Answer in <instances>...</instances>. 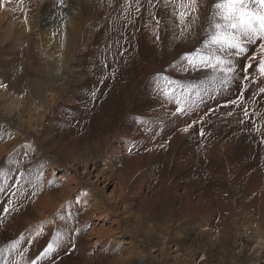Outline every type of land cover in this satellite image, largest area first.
Masks as SVG:
<instances>
[{
	"label": "bare ground",
	"instance_id": "obj_1",
	"mask_svg": "<svg viewBox=\"0 0 264 264\" xmlns=\"http://www.w3.org/2000/svg\"><path fill=\"white\" fill-rule=\"evenodd\" d=\"M12 1L6 20L15 27L8 43L11 49L18 44L12 63L20 62L25 75L14 82L2 78L0 99L25 82L29 101L46 113L41 122L30 120L34 115L20 112V101L9 103L30 132L35 126L36 136L17 146L11 142L20 123L0 130V264H164L170 254L163 249L170 244L174 264H190L198 251L204 264H264V105L225 106L219 80L208 82L204 71L187 68L182 57L197 44L199 29L195 38L174 39L170 9L157 5V27L142 4L139 13H117L115 30H131L133 40L115 37L111 46L95 24L109 1L123 0H98V7L90 0H76L78 6L51 0L42 28L34 22L40 7L33 0ZM205 15L202 6L201 20ZM5 23L0 22V40L8 32ZM261 55L259 45L250 46L236 67L264 86L255 67L245 71ZM58 62L59 68H51ZM202 80V99L190 94L192 110L177 113L179 86ZM168 81L176 89L173 99L160 91ZM178 126L195 128V135L174 131ZM81 167L83 176L76 169ZM68 168L74 176H55ZM92 175L102 185L114 183L117 198L88 205L89 196H102ZM75 194L82 205L70 199ZM238 197L244 199L241 206ZM109 214L116 229L88 230L93 219ZM49 216V227L34 232ZM93 229L100 248L88 241ZM189 230L197 231L198 243L183 246ZM49 243L55 251L42 256ZM158 250L160 258L153 254Z\"/></svg>",
	"mask_w": 264,
	"mask_h": 264
},
{
	"label": "snow or ice",
	"instance_id": "obj_2",
	"mask_svg": "<svg viewBox=\"0 0 264 264\" xmlns=\"http://www.w3.org/2000/svg\"><path fill=\"white\" fill-rule=\"evenodd\" d=\"M135 4V10L140 12L142 4H146V11L156 21L157 27L160 18L156 16V7L160 5L165 11L170 9L173 23L170 25L174 33V39L187 41L195 38L199 29L197 44L182 59L187 68L193 71H204L208 82L217 79L221 86H227L236 79L237 58L248 52L250 46L259 45L262 53L259 57H252L246 65L245 71L253 67L260 77V83H264V0H123L121 5L124 12L131 11V5ZM204 7L207 15L201 20L200 9ZM157 39L159 36L157 35ZM252 60H256L255 64ZM245 81L249 77H243ZM204 80L198 83L180 85V96L183 100H177L182 105L176 108L179 114H185L193 108L195 101L187 102L190 94L202 99V85ZM245 90L247 84L243 85ZM160 91L173 99L176 97V89L167 82V87ZM259 93H264V87H258ZM239 105L240 101H231ZM231 115V113H229ZM244 115H249L245 109ZM195 123V122H194ZM191 126V125H190ZM187 131V129H185ZM201 129V135H203ZM7 211V209H4ZM55 251L52 243L44 249L42 256ZM36 264V261H32Z\"/></svg>",
	"mask_w": 264,
	"mask_h": 264
},
{
	"label": "rangeland",
	"instance_id": "obj_3",
	"mask_svg": "<svg viewBox=\"0 0 264 264\" xmlns=\"http://www.w3.org/2000/svg\"><path fill=\"white\" fill-rule=\"evenodd\" d=\"M69 1L70 2L72 1V3H74L75 5L78 6L76 0H69ZM90 1L94 5H96L98 7V5H99L98 0H90ZM12 3H13L12 0H0V22L1 23H5L6 22L5 24H3L2 28H3V30L8 31V32H6V33H4L2 35L6 39L3 38V39L0 40L1 42H3V40H7V42L5 41L3 43V45L0 42V80L3 81V79H6L9 76L8 79L11 82H14L17 79V77H16L17 75H21V74L25 75V72H24V69H23L22 64L20 62L19 63L18 62L17 63H12L13 54H14L12 52L17 51V50H14V49H15L16 46L18 47V44H14V46H12V49H11L10 46H9V43H8L9 42L8 33H11L12 30H10V29L12 27H15L11 23H9V21L6 20V13H7L8 9H9L8 5H10ZM33 4L35 6H38V8L40 7L39 15L36 17L34 22L36 23L38 28H42V27H44L45 23L48 21L46 13L48 12V10L51 7V0H33ZM122 4H123L122 1H109L104 6L103 11L100 14V16H102V17H100L96 21V24H95V32H98L97 35L102 39L104 37V35L106 34L108 36V41H109L111 46H114V45L117 44V42L114 40L115 37L116 38H120V39H124L128 43L133 40V34H132L131 30L128 31V32H125L124 34H122V33H119L117 30H115V28H114L115 22H116V15L120 11V9H122V7H121ZM58 5H59V8L61 7V9L62 8L64 9V7H66V5H63L61 2H59ZM131 10L133 12H136L134 3L131 5ZM87 23L89 24V21H87ZM7 25H9L10 28H6ZM129 26H130V24H129ZM134 38H136V33L134 34ZM129 47L131 49H133V46H129ZM19 48H21L22 49L21 51L24 52L22 44L19 45ZM4 49H9L11 52L10 51L6 52ZM6 58H8V60H6ZM10 62L12 63V65L10 64ZM53 66H55V68H59V62H58V64H54V63L51 64V68ZM14 71H16V72H14ZM5 73L7 75H5ZM243 77H247V76L244 73H242V72H237L236 73V79L234 81H232L231 83L227 84V86H221L220 82L219 81L217 82L219 92L224 96L223 104L225 106H231V105H234V104L231 103V101L239 99V101L242 102L243 104H245L247 107H259L261 105H264V93H259L258 92V87H264V86L252 83V81L250 79H247V81H245L243 79ZM5 82H7V81H5ZM5 82H3V83H5ZM56 82H52V83H56L54 85V88H56L57 84L59 83V81H56ZM245 83L247 84V89L246 90L243 87V85H245ZM24 85H26L25 82L22 83V85H21L22 87L19 88V86H18L17 88H19V89H16L15 91L14 90L7 91V92L5 91L4 98L0 99L1 100L0 101V130H4L3 133L6 130L10 131L11 129H13V127H15L17 125V122H18V124L20 123V126H21L20 129L23 130L22 131V130L18 129V134L19 135L17 134V137H14L12 142H11L12 145L15 144L17 146L20 145V143H22L23 140H25L26 136H28V138H29L28 142L30 141V139H33L36 136V132H35L36 130H35V126H33L32 131L30 132L28 125H26V123H24V120H21V119H23V116L21 118H20V116H18L19 112L17 111V109H15L14 111H13L14 108L9 109V103H10V105L14 106V104H17L20 101L21 102L20 106H22L20 108V112L25 110V109L28 110V111L31 110V114L34 115V118H32L30 120H37V121L41 122V120L39 118L40 117L43 118V112L46 113V108L44 106L38 107V104H35V103L32 104L31 101H29V99H28L29 89H27L28 86L24 87ZM20 89H21V91H20ZM2 93H3V91L0 90V95H2ZM32 98H35L36 99L35 100L36 103H39V99H37L36 97H33V96H32ZM34 107H36V108H34ZM9 110H12V112H9ZM27 116H28L27 112L24 113V117H27ZM47 126H49L52 129L53 133H54V128L52 126H50V125H47ZM37 128H39V127H37ZM179 129L180 130L187 129L191 134L195 135L194 134V129L195 128L193 129L192 127L178 126V127L175 128L174 131L177 132ZM37 132L39 134V132H40L39 129H37ZM43 133H45V130L43 131ZM56 133H57V131H56ZM58 137L60 138V136H58ZM7 150L8 149H6V151ZM24 154H26V153H24ZM22 164L23 163L20 162L17 165L19 167H21ZM76 169H77V173H79V175L80 174L82 176L84 175V174H82L83 173V167L76 168ZM47 171H48V173L52 172V170L50 168H47ZM73 172L74 171L72 169L69 170V168L66 171L63 170V169H60V170H58V173L57 172L55 173V176H58L59 174H62V175L66 174L64 176L66 178L67 174L70 175V176L71 175L74 176L75 172L74 173ZM93 175L91 177H89V179H90V181H92V182L94 181V183H97V185H99V188L101 189V191H100V189H99V191L101 192L102 196H99V197L98 196L97 197L89 196L88 205L94 204L95 202H99L100 200L109 201V197H112V195L113 196L115 195L113 193V189H114V185L115 184L114 183H109V185H107V183H104V185H102L103 183L96 182V179H95V177ZM208 176H210V174ZM208 178H205L206 180L204 179V181L207 182ZM71 185H73V183H71ZM116 198H117V194L115 195V197H113V200H115ZM70 199L71 200L77 199L79 205H82V203H83V200L80 199L78 197V195H76V194L71 196ZM236 200H237L236 202H237L238 206H241L244 203V199L242 197H238ZM95 215H97V214H95ZM51 217L52 216L47 217L45 219V221L42 222L39 226H37V225L33 226V231L34 232L35 231L38 232V231H42L44 229H47L49 227L48 223H49ZM103 217L104 216L99 217L97 219H93V221H91L92 223H91L90 227L88 228V230H90V228L93 225L96 228H98V227H105V228L106 227L107 228L110 227L111 229H116L115 228L116 225H115V221H114L115 218L111 214H109V217H110L109 219L108 218L103 219ZM196 232L197 231H195V230H189L188 232L184 231L186 236H184L183 238L185 239V237H186V239L185 240L182 239L180 243L183 246H187V245H191V243H193V241H194V245H196V243H198V241L196 239L198 237L197 236L198 233H196ZM87 237H88V241L90 243L96 242L94 244L95 247L96 248H100L98 246L97 232H96L95 229H93L91 231V233L87 234ZM183 241L184 242L186 241V243H184ZM144 246L147 247L146 249L148 251L150 250V247H148L149 244L148 245L144 244ZM251 246L254 247L255 243H253V244L251 243ZM161 250H162V248H161ZM174 250H175V247L172 246L171 244H170V246L168 247L167 250L163 249V252H166V254L169 252V254H170L169 256H167L166 262L164 264H174L173 261L176 258L175 257L176 256L175 255L176 251H174ZM235 251H239V247H237L235 249ZM159 253L160 252L158 250V251L154 252L153 254L157 255L158 258H160L159 257L160 254ZM247 253L249 254V252H247ZM201 259H203V256H202L201 252L198 251L193 256V261H192V259L190 260L191 261L190 264H204L201 261ZM143 261H145V260L143 259ZM254 261H255V259H250V263L251 264H253ZM138 262L139 261L137 259H135V263L134 264H137Z\"/></svg>",
	"mask_w": 264,
	"mask_h": 264
}]
</instances>
